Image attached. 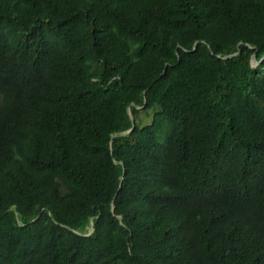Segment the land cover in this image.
Masks as SVG:
<instances>
[{"label":"trees","instance_id":"1","mask_svg":"<svg viewBox=\"0 0 264 264\" xmlns=\"http://www.w3.org/2000/svg\"><path fill=\"white\" fill-rule=\"evenodd\" d=\"M0 264H264V0H0Z\"/></svg>","mask_w":264,"mask_h":264},{"label":"water","instance_id":"2","mask_svg":"<svg viewBox=\"0 0 264 264\" xmlns=\"http://www.w3.org/2000/svg\"><path fill=\"white\" fill-rule=\"evenodd\" d=\"M197 42H198L197 40L194 42L193 49L196 47ZM234 54H236V52H233V53L227 54L226 56L229 57V56H232V55H234ZM252 60H254V61L257 62V63L260 62V59H257V58L255 57V53H253V54L251 55V61H252ZM136 107L139 108L140 106H137V105H136ZM127 110H128L129 117H130V120H131V126H130L128 129L120 130V131H117V132L113 133L112 136H120V135H124V134L128 133V132L134 127V124H135L134 118H133V116H132V114H131V112H130V109L128 108ZM111 145H112V141H110V147H111ZM115 163H121V161L115 160ZM93 229H94V227H93V222H92V218H91L90 221H89V230H88V232H86L85 234H89V233H91V232L93 231ZM73 231L76 232V233H81V232H79V231L76 230V229H73Z\"/></svg>","mask_w":264,"mask_h":264},{"label":"rangeland","instance_id":"3","mask_svg":"<svg viewBox=\"0 0 264 264\" xmlns=\"http://www.w3.org/2000/svg\"><path fill=\"white\" fill-rule=\"evenodd\" d=\"M251 64L254 66V65L258 64V63L255 62L254 60H252V61H251ZM149 120H150V115H149V114H146V113L143 112V111H140V112H139V121H140L141 123H147V122H149Z\"/></svg>","mask_w":264,"mask_h":264}]
</instances>
